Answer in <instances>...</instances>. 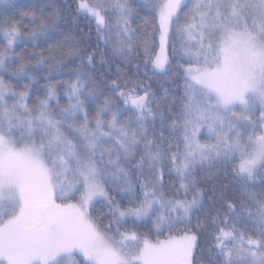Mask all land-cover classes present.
I'll return each mask as SVG.
<instances>
[{
  "label": "snow or ice",
  "instance_id": "1",
  "mask_svg": "<svg viewBox=\"0 0 264 264\" xmlns=\"http://www.w3.org/2000/svg\"><path fill=\"white\" fill-rule=\"evenodd\" d=\"M0 264H264V0H0Z\"/></svg>",
  "mask_w": 264,
  "mask_h": 264
},
{
  "label": "trees",
  "instance_id": "2",
  "mask_svg": "<svg viewBox=\"0 0 264 264\" xmlns=\"http://www.w3.org/2000/svg\"><path fill=\"white\" fill-rule=\"evenodd\" d=\"M16 2H21V0H16ZM23 2L25 3H28V2H35V0H23ZM22 49L21 48H18L17 51H21ZM29 52L32 51L31 47L29 46L28 49H27ZM66 78V77H65ZM142 80H146L147 77H140ZM13 83H15V81H13ZM23 83V82H22ZM44 81L42 80L41 81V84H43ZM153 87H155V84L153 85ZM97 207H99V205H97ZM143 231H147L146 229H142Z\"/></svg>",
  "mask_w": 264,
  "mask_h": 264
}]
</instances>
